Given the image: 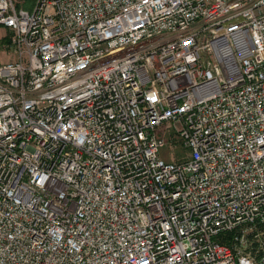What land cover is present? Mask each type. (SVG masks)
Instances as JSON below:
<instances>
[{
	"label": "built area",
	"instance_id": "built-area-1",
	"mask_svg": "<svg viewBox=\"0 0 264 264\" xmlns=\"http://www.w3.org/2000/svg\"><path fill=\"white\" fill-rule=\"evenodd\" d=\"M29 1L0 0V264H264V0Z\"/></svg>",
	"mask_w": 264,
	"mask_h": 264
},
{
	"label": "rangeland",
	"instance_id": "rangeland-1",
	"mask_svg": "<svg viewBox=\"0 0 264 264\" xmlns=\"http://www.w3.org/2000/svg\"><path fill=\"white\" fill-rule=\"evenodd\" d=\"M29 3H32V1L30 0ZM29 6L30 5H28L27 9L30 8ZM11 39L12 33L5 27L0 26V64L9 63L15 60L14 47L11 43ZM167 138H169V135H167ZM171 142L173 144L175 143L177 146L173 147L169 145L161 151V157L165 161L175 162L188 158L189 153L183 148L181 143L179 144L173 140H171Z\"/></svg>",
	"mask_w": 264,
	"mask_h": 264
}]
</instances>
